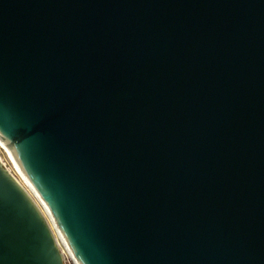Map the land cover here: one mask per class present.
<instances>
[{
  "label": "water",
  "instance_id": "water-1",
  "mask_svg": "<svg viewBox=\"0 0 264 264\" xmlns=\"http://www.w3.org/2000/svg\"><path fill=\"white\" fill-rule=\"evenodd\" d=\"M0 105L79 264H264V0H0ZM0 261L66 264L1 158Z\"/></svg>",
  "mask_w": 264,
  "mask_h": 264
},
{
  "label": "clouds",
  "instance_id": "clouds-1",
  "mask_svg": "<svg viewBox=\"0 0 264 264\" xmlns=\"http://www.w3.org/2000/svg\"><path fill=\"white\" fill-rule=\"evenodd\" d=\"M21 129L22 126L15 118L13 111L4 105H0V142L4 137L17 140L22 134Z\"/></svg>",
  "mask_w": 264,
  "mask_h": 264
},
{
  "label": "bare ground",
  "instance_id": "bare-ground-1",
  "mask_svg": "<svg viewBox=\"0 0 264 264\" xmlns=\"http://www.w3.org/2000/svg\"><path fill=\"white\" fill-rule=\"evenodd\" d=\"M0 144H1V146H3L5 148V150L7 151V155L11 159V163H10V168L9 169L18 174V177H19L20 182L22 184L24 183L23 186L31 194V196L34 198V200L40 206V208L42 209V211L44 212V214L49 218V221L51 223V226L55 230L54 224L51 221V218L49 216L50 214H49V210H48L46 204L41 200V198L37 194L35 188L33 187V185L31 184V182L28 180V178L26 177V175L23 173V171L19 167L16 159L14 158V156H13V154H12L10 148H9V146L6 144V142L4 140H2V142H0Z\"/></svg>",
  "mask_w": 264,
  "mask_h": 264
},
{
  "label": "built area",
  "instance_id": "built-area-1",
  "mask_svg": "<svg viewBox=\"0 0 264 264\" xmlns=\"http://www.w3.org/2000/svg\"><path fill=\"white\" fill-rule=\"evenodd\" d=\"M0 158H1V160L3 161V163L5 164V166L9 169L10 168V165L8 164V162H6L5 161V159H3V157L0 155ZM10 170V169H9ZM18 179H19V177H18V174L17 173H15L14 171H12V170H10ZM50 216V215H49ZM48 218V217H47ZM51 218V217H50ZM48 220H49V218H48ZM51 221H52V219H51ZM50 222V221H49ZM51 224V223H50ZM52 227V226H51ZM55 227V226H54ZM53 228V227H52ZM53 230H54V228H53ZM55 234L57 235V238H58V241H59V244H60V246H61V249H62V251H63V253H64V256H65V263L66 264H79L76 260H75V258H74V256L72 255V253L69 251V249L67 248V246L65 245V243L63 242V240L59 237V235H58V231H57V229H56V227H55Z\"/></svg>",
  "mask_w": 264,
  "mask_h": 264
},
{
  "label": "rangeland",
  "instance_id": "rangeland-1",
  "mask_svg": "<svg viewBox=\"0 0 264 264\" xmlns=\"http://www.w3.org/2000/svg\"><path fill=\"white\" fill-rule=\"evenodd\" d=\"M0 155L3 157V159H5L6 162H8V164L10 165L11 163V159L9 158V156L7 155V151L5 150V148L3 146H1L0 144ZM24 184V183H23ZM70 264V263H69Z\"/></svg>",
  "mask_w": 264,
  "mask_h": 264
},
{
  "label": "snow or ice",
  "instance_id": "snow-or-ice-1",
  "mask_svg": "<svg viewBox=\"0 0 264 264\" xmlns=\"http://www.w3.org/2000/svg\"><path fill=\"white\" fill-rule=\"evenodd\" d=\"M0 264H2V261H0Z\"/></svg>",
  "mask_w": 264,
  "mask_h": 264
}]
</instances>
